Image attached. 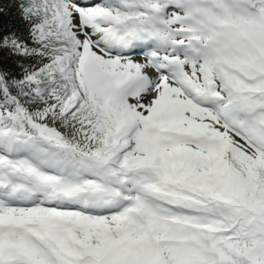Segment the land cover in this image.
I'll use <instances>...</instances> for the list:
<instances>
[{
	"label": "snow or ice",
	"instance_id": "snow-or-ice-1",
	"mask_svg": "<svg viewBox=\"0 0 264 264\" xmlns=\"http://www.w3.org/2000/svg\"><path fill=\"white\" fill-rule=\"evenodd\" d=\"M0 264H264V0H0Z\"/></svg>",
	"mask_w": 264,
	"mask_h": 264
}]
</instances>
